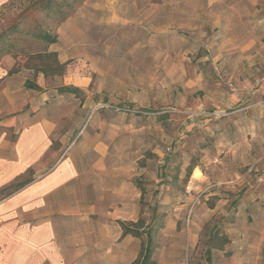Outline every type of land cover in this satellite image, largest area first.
Instances as JSON below:
<instances>
[{"label":"rangeland","instance_id":"obj_1","mask_svg":"<svg viewBox=\"0 0 264 264\" xmlns=\"http://www.w3.org/2000/svg\"><path fill=\"white\" fill-rule=\"evenodd\" d=\"M188 1L191 11L203 0ZM213 3V14L185 18L170 15L166 0L0 5V33L20 30L10 36L18 53L8 74L31 70L26 81L39 83L42 109L75 129L68 144L83 138L76 158L103 159L104 184L123 191L111 225L139 217L152 224L155 264H206L213 226L226 234L233 222L264 220V185L253 178L264 170V22L257 21L264 0ZM34 30L58 42L46 46ZM45 50L64 64L61 74ZM40 67L48 75L35 71ZM63 86L80 91L53 100ZM16 131L0 128V135L12 142ZM67 152L62 148L55 163ZM145 239L122 236L107 252L122 253L127 264ZM221 253L211 250L213 264Z\"/></svg>","mask_w":264,"mask_h":264},{"label":"crops","instance_id":"obj_2","mask_svg":"<svg viewBox=\"0 0 264 264\" xmlns=\"http://www.w3.org/2000/svg\"><path fill=\"white\" fill-rule=\"evenodd\" d=\"M165 5L170 15L184 18L214 13L213 0L191 11L188 0H166ZM257 21L264 22V16ZM15 60L12 55L0 59V128L17 129L12 142L7 133L0 135V264H125L122 253L107 252L122 237L119 223L111 225L118 218L113 205L123 198L122 186L104 184L108 175L102 158H76L83 138L68 144L75 129L61 127L55 115L42 109L45 95L25 87L31 70L8 74ZM64 147L66 157L55 163ZM251 210L259 219L262 213ZM230 226L225 231L229 243L218 250L220 264H263L264 220Z\"/></svg>","mask_w":264,"mask_h":264},{"label":"trees","instance_id":"obj_3","mask_svg":"<svg viewBox=\"0 0 264 264\" xmlns=\"http://www.w3.org/2000/svg\"><path fill=\"white\" fill-rule=\"evenodd\" d=\"M47 9H50V4H45ZM20 30L17 28L16 25H11L8 29L2 31L0 33V55H17L18 51L16 50L15 43L11 40L12 35L18 34ZM30 35L38 40H41L46 46L51 44H55L58 42V37L56 34L51 33L46 30H34L30 32ZM45 54L46 59L51 62L55 66V74H61L64 69V64L60 63L57 54L55 51H47L43 52ZM1 56V57H2ZM35 71H40L43 73L44 76L48 75L45 68L40 67L36 68ZM25 87L27 88H38V86L30 81H25ZM58 91L60 93H73L76 94L80 91L79 87L76 86H63L59 87ZM189 172L187 173V175ZM28 181H24L14 188L24 185ZM144 196V189L140 187V198L139 202L142 204ZM119 225L122 228V236L124 235H131L137 238L142 237L145 234L146 239L143 240L140 244L139 252L136 258L133 260L132 264H155V260L153 259V253L155 250V245L152 243L151 233L153 231L152 224H146L142 218H138L136 221H129L128 223L125 221H118ZM229 243V238L225 233H220L218 229L213 226L209 239H208V246L206 249V264H213L211 258V250H222L225 245ZM264 264V263H263Z\"/></svg>","mask_w":264,"mask_h":264},{"label":"built area","instance_id":"obj_4","mask_svg":"<svg viewBox=\"0 0 264 264\" xmlns=\"http://www.w3.org/2000/svg\"><path fill=\"white\" fill-rule=\"evenodd\" d=\"M253 178L256 185L264 184V170L254 174Z\"/></svg>","mask_w":264,"mask_h":264}]
</instances>
